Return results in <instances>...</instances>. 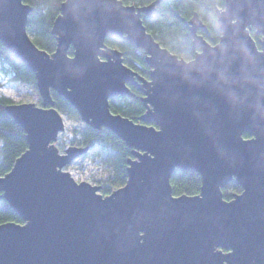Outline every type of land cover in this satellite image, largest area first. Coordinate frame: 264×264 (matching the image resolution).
<instances>
[{"label":"water","instance_id":"95a60500","mask_svg":"<svg viewBox=\"0 0 264 264\" xmlns=\"http://www.w3.org/2000/svg\"><path fill=\"white\" fill-rule=\"evenodd\" d=\"M160 1L64 0L49 53L27 31L32 7L0 0V42L33 73L41 99L4 108L27 148L0 176V198L22 220L0 223V264H264V0L216 6L214 44L194 11L189 60L143 24ZM107 38L140 48L148 78ZM129 84L142 92L136 120L109 105L136 96ZM52 92L131 148L122 186L102 195L65 169L88 147L55 145L65 124ZM176 169L199 174L198 193L173 194ZM233 180L241 192L226 200Z\"/></svg>","mask_w":264,"mask_h":264},{"label":"trees","instance_id":"16d2710c","mask_svg":"<svg viewBox=\"0 0 264 264\" xmlns=\"http://www.w3.org/2000/svg\"><path fill=\"white\" fill-rule=\"evenodd\" d=\"M64 0H23L32 7L27 18V31L34 43L41 49L51 53L55 49V36L51 33L54 18L60 11ZM153 0H122L124 4L140 6ZM224 0H163L156 4V9L150 18L142 16L143 24L148 32L171 52L189 60L195 51L191 48V36L187 20L196 11L205 23L207 40L217 42L219 32L216 27L215 7L223 6ZM255 40L258 38L250 31ZM106 44L116 47L122 52L123 62L147 77L149 67L144 61V54L134 44L119 38H107ZM72 50L69 48L68 53ZM0 75L7 76L8 81L16 85L18 91L29 89L36 93L33 73L21 62L17 61L0 42ZM116 96L109 100L110 110L130 119L136 120L145 108L139 96ZM57 110L69 119L81 121L76 110L63 97L52 92ZM10 97L0 93V176L7 173L15 159L27 148L25 133L12 117L5 111V106L14 103ZM82 122V121H81ZM79 122L77 127L64 128L58 135L55 145L62 150L66 144L87 146L88 150L70 165L66 166L71 175L81 171L82 178L98 183L99 192L103 195L122 186L126 181L127 158L131 156V148L107 128L94 129ZM246 135V134H245ZM84 169L85 172L82 170ZM173 194L193 195L198 193L200 176L192 170L176 169L171 177ZM230 189L238 191L236 183H231ZM223 198H230L228 190L223 192ZM15 221L21 218L0 198V223Z\"/></svg>","mask_w":264,"mask_h":264},{"label":"rangeland","instance_id":"374dc122","mask_svg":"<svg viewBox=\"0 0 264 264\" xmlns=\"http://www.w3.org/2000/svg\"><path fill=\"white\" fill-rule=\"evenodd\" d=\"M256 37L260 38V36H256ZM0 93H3L4 95L10 97L15 102H35L38 105H40V102H41V99H40L37 91H36V93L32 92L29 89H22V90L18 91L16 88V85L12 82H9L8 77L3 76V75H0ZM62 116L64 119L65 128L77 127L79 125V122H81V121L78 122L76 119H69L64 114H62ZM81 123H83V122H81ZM82 171L85 172L84 169ZM82 175L83 174L79 170V172L74 173L72 176L74 177V179L76 181L85 180V181H88V182L95 184V185L98 184L96 182H91L88 179L87 180L83 179Z\"/></svg>","mask_w":264,"mask_h":264},{"label":"flooded vegetation","instance_id":"af4514ba","mask_svg":"<svg viewBox=\"0 0 264 264\" xmlns=\"http://www.w3.org/2000/svg\"><path fill=\"white\" fill-rule=\"evenodd\" d=\"M195 51V50H194ZM194 56V55H193ZM144 77V76H143ZM145 78H148V76L147 77H145ZM129 88L131 89V91H133L134 92V94H137L139 97L142 95V92H141V90L140 89H138L136 86H134L133 84H129ZM246 134V135H245ZM243 137L244 138H252L253 137V134H251V133H247V132H245V133H243ZM236 183L234 180L233 181H230L225 187H223V189H222V193L224 192V191H226V190H228V192L230 193V198H228V199H226V200H230L231 198H232V196L234 195V194H238V193H240L241 192V187L238 185V187H239V190L238 191H232L231 189H230V185H231V183ZM226 250H223V252H225Z\"/></svg>","mask_w":264,"mask_h":264},{"label":"bare ground","instance_id":"6f19581e","mask_svg":"<svg viewBox=\"0 0 264 264\" xmlns=\"http://www.w3.org/2000/svg\"><path fill=\"white\" fill-rule=\"evenodd\" d=\"M192 48V47H191ZM194 50V49H193Z\"/></svg>","mask_w":264,"mask_h":264},{"label":"snow or ice","instance_id":"6c2138e0","mask_svg":"<svg viewBox=\"0 0 264 264\" xmlns=\"http://www.w3.org/2000/svg\"><path fill=\"white\" fill-rule=\"evenodd\" d=\"M157 131H159V130H157Z\"/></svg>","mask_w":264,"mask_h":264}]
</instances>
